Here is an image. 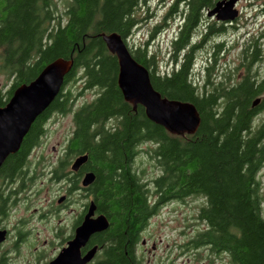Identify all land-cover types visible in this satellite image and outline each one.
<instances>
[{
  "label": "trees",
  "instance_id": "16d2710c",
  "mask_svg": "<svg viewBox=\"0 0 264 264\" xmlns=\"http://www.w3.org/2000/svg\"><path fill=\"white\" fill-rule=\"evenodd\" d=\"M219 1L176 0L170 13L181 3L184 19L171 44L169 71L159 70L148 43L130 50L150 71L157 92L194 105L200 114L198 132L178 137L149 121L142 107L134 110L125 102L118 87V60L100 36L130 37L138 27L136 13L146 0H67L63 16L55 0H0V70L14 82L5 94L0 92V108L52 62L74 60L61 93L33 124L18 153L0 169V215L9 199L48 170L40 161L32 165L31 157L47 134L50 117L73 113L70 152L87 155V172L95 175L87 192L110 223L95 241L105 247L111 264H129L125 249L130 250L133 238L164 204L195 197L206 200L199 213L206 229L191 242L195 249L225 256L229 264H264V196L259 181L264 169V123H255L264 101L254 106L264 95V80L250 72L260 50L256 41L244 47V77L236 79L229 73L216 77L223 44L211 40L225 28L212 23L203 35L197 33ZM206 46L212 58L201 84L195 76V57ZM78 81L81 91H97V98L76 111L71 88ZM146 144L153 145L148 154L161 170L150 183L134 168ZM70 160L54 167L57 179ZM151 194L159 196L157 203L149 200Z\"/></svg>",
  "mask_w": 264,
  "mask_h": 264
},
{
  "label": "rangeland",
  "instance_id": "374dc122",
  "mask_svg": "<svg viewBox=\"0 0 264 264\" xmlns=\"http://www.w3.org/2000/svg\"><path fill=\"white\" fill-rule=\"evenodd\" d=\"M66 1L55 0L59 14L62 16ZM175 3L176 0H146L136 13L138 27L125 40L129 50H135L148 43L149 52L151 55L157 56L158 67L162 72L169 71L172 67L171 44L178 35L184 19L180 16V13L184 11L181 3L176 12L170 13ZM262 5H264V0H239L235 7L239 12V17L233 23H226L225 32L211 40V43L223 44L222 50L218 53L216 77L226 73L232 74L236 79L244 77L247 73L242 56L244 47L258 37L264 49V40L259 39L264 34V17L259 15ZM212 23H216L218 27L225 25V23H218L205 16L197 35H203L206 28ZM211 58L212 54L208 46L200 49L196 54L195 76L199 78L201 84L204 82L203 77L205 76H203V71H205L206 65L211 64ZM252 74L262 75L259 67H254ZM13 83V79L8 78L0 70V92L5 94L11 89ZM74 86L71 88L76 98L74 110H79L97 98V91H81L82 82L78 81ZM255 123H264V110L257 117ZM74 129L73 114L54 115L48 121L47 134L31 157L32 165L40 161L44 169L48 166V170L45 171L44 176L39 174L41 177H37L34 183L27 184L29 185L27 189H30L31 192L26 189L21 191L22 194L17 195V198L14 199L16 204L5 223L12 232L24 226L25 231H31L35 237L17 254L16 251H10L14 242L11 237L10 242L0 250V256L6 253V257L10 259L9 264H37V257L40 253L44 254L45 252L47 258H51L60 250V242L53 234L54 228L58 226V220L66 222V226H69L71 220L80 212V196H75L76 198L74 197L73 200H76L77 204L72 205L71 203V206L63 213H59L60 216L54 215L51 208V206L57 207L60 197L67 195L65 185L53 180L52 172L54 167L58 166V157L65 153ZM152 148L151 144L144 145L134 163L136 171L148 183L161 175V170L148 154ZM259 181L264 196V169L260 173ZM205 206L206 200L198 197L190 198L185 202H174L163 207L158 216L150 220L147 236H154L153 242L156 243L158 249L155 253L156 259L149 255L152 260L151 264H158L161 261L163 264H229L225 256L216 257L207 249H200L198 252L191 251L192 240L206 229L205 224L199 221L200 210ZM41 215L46 216L45 222H39ZM36 246L38 252L34 251Z\"/></svg>",
  "mask_w": 264,
  "mask_h": 264
},
{
  "label": "water",
  "instance_id": "95a60500",
  "mask_svg": "<svg viewBox=\"0 0 264 264\" xmlns=\"http://www.w3.org/2000/svg\"><path fill=\"white\" fill-rule=\"evenodd\" d=\"M238 1L220 0L207 13V17L219 23L235 22L239 17L235 9ZM100 36L109 52L118 60V87L125 102L134 110L142 107L149 121L164 128L172 136L195 135L201 126V117L196 107L190 103L171 101L157 92L152 85L150 71L134 59L122 36L116 33ZM73 67V59L60 58L52 62L34 81L18 87L6 106L0 108V169L10 156L18 153L33 124L61 93ZM259 103L260 99L254 106ZM87 161V155L78 158L72 170L78 171ZM94 181L95 175L88 173L83 179V187H90ZM96 209L94 202H91L85 221L76 230L74 240L51 264H87L92 260L96 249L84 258L81 257V249L94 234L102 233L110 227L104 215L94 218ZM5 237L6 231H0V244L5 241Z\"/></svg>",
  "mask_w": 264,
  "mask_h": 264
},
{
  "label": "flooded vegetation",
  "instance_id": "af4514ba",
  "mask_svg": "<svg viewBox=\"0 0 264 264\" xmlns=\"http://www.w3.org/2000/svg\"><path fill=\"white\" fill-rule=\"evenodd\" d=\"M259 15H262L264 17V5L260 6ZM223 27H227V25L225 24ZM254 39H256V38H254ZM259 39L264 40V34H262ZM253 41L257 42L258 48L260 50V56H259V60L252 66V69L250 72L252 73V70L254 69V67H259L260 74H262V75L257 76V74H256V76L258 77L259 80H264V49H263V46L261 45V43L259 42L258 37L256 40H253ZM259 99H260V103H262L264 101V95L261 96ZM51 118L52 117H50V119ZM112 127L113 126H111V128ZM73 136H74V131L72 133L71 139L67 143L65 153L61 154L57 159V160H59V162L57 163V165L59 166V164L61 163L62 160H65L66 158L70 157L71 160H70V164L68 166V169L66 170V172L64 174L60 175V177H61L60 179H57L56 176L54 175V173L52 172L53 180H55L56 182L63 183L65 185V188H66L65 191H66L67 195L61 196L59 201H58V204H57L58 206L57 207L51 206V208H52V212L54 215L57 214L58 216H60L59 213H63L68 207L71 206V203H72V205H76L77 201L73 200V198L75 196H80L81 197V199H80V203H81L80 212L76 215V217L74 219L71 220L69 226H66V222L60 221V219L58 220V226L54 228L53 234L55 235V238L60 242V244H59L60 250L58 252H56L53 256H51V258H47V254H45L46 252L44 254L43 253H40V255L38 254L39 256L37 257V264H51V263H53L59 257L61 252L64 249L68 248L69 243L72 242L75 238L76 230L85 221V218H86L88 211H89L90 203L93 202L92 196H90L89 193L87 192L88 188H84L83 184H82L84 177L89 173V172H87L86 163L84 165H82L78 169V171L72 170V166H73L74 162L78 158L84 156L82 154H80V155L79 154H72L70 152V149L72 148L71 147V140H72ZM28 186L29 185L25 184L24 188L27 189ZM25 190L23 189L22 192ZM29 190L30 189H27V191H29ZM30 192H31V190H30ZM16 198H17V195L14 198H11L7 201L6 207L4 210V215H2V216L0 215V231H6L5 241L2 244H0V250L2 249V247L4 245L8 244L11 240V237H13L14 242L11 245L12 248L10 251L11 252L16 251V254H17L18 251L23 246L27 245L29 242L32 241V239H33V237H35V235L31 231H25L26 228L24 226L21 227L20 229L14 230V232H12L9 228L6 227L5 223L7 222V220L10 217L9 216L10 211L12 210L13 206L16 204L15 203L16 200L14 201V199H16ZM149 198H150L149 200H151V202H153V204H155L158 202L159 196H156V195L153 196V194H151V196H149ZM61 199H63L62 202H60ZM185 201H171L170 203L164 204L162 206V208L171 204V203H174V202H185ZM35 213H36V211H35ZM101 215H103V214H99L98 209H96L94 218H97ZM46 216H47V214H46ZM46 216L43 217V215H41L39 217V222L40 221L45 222L47 220ZM156 216H158V215H156ZM156 216H154V217H156ZM154 217H152L151 219H153ZM149 223H150V221H149ZM149 223L146 227H144L142 229V231L138 234V236H136V238H133V240H132L133 242H132V245L130 247V250L125 249V256H127L129 264H151L152 260L149 257V255H151V257L152 256L155 257V259L157 257V255L155 253L158 249H157L156 243L153 242L154 236H151V235L147 236ZM22 224H24V223H22ZM101 234L102 233L94 234L90 238V240L87 242L86 246L81 249V257L82 258L86 257V255L88 253H90L91 251L96 249L94 257L87 264H111L106 258L105 247L101 246L100 244H98L95 241V237H97L98 235H101ZM130 243L131 242L129 240L127 245ZM190 246H191L192 252H198L200 250V249H195L192 245H190ZM10 251H9V254L11 253ZM34 251L38 252L37 246L34 247ZM129 253L131 255H129ZM9 262H10V259L6 257V253H3L0 256V264H9ZM113 264H117V263H113ZM126 264H128V263H126ZM158 264H163V263L161 261Z\"/></svg>",
  "mask_w": 264,
  "mask_h": 264
}]
</instances>
